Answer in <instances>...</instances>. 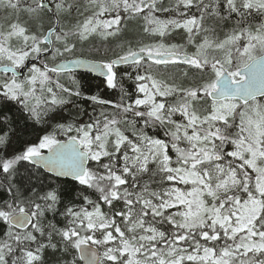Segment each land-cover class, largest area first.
Listing matches in <instances>:
<instances>
[{
  "label": "snow or ice",
  "instance_id": "obj_1",
  "mask_svg": "<svg viewBox=\"0 0 264 264\" xmlns=\"http://www.w3.org/2000/svg\"><path fill=\"white\" fill-rule=\"evenodd\" d=\"M0 264H264V0H0Z\"/></svg>",
  "mask_w": 264,
  "mask_h": 264
},
{
  "label": "trees",
  "instance_id": "obj_2",
  "mask_svg": "<svg viewBox=\"0 0 264 264\" xmlns=\"http://www.w3.org/2000/svg\"><path fill=\"white\" fill-rule=\"evenodd\" d=\"M130 27H131V26H130ZM97 43H99V41H97ZM87 50H88V49H87V46H85V48H84V52H85V54H87ZM96 83H97L96 80H92V81L90 82V84H91V88H92V91H93V92L96 91V87H95ZM89 111H91V109H89ZM64 115L67 116L68 113H64Z\"/></svg>",
  "mask_w": 264,
  "mask_h": 264
}]
</instances>
